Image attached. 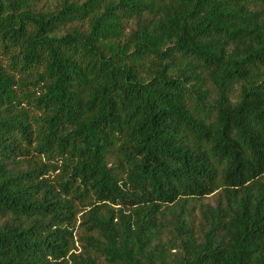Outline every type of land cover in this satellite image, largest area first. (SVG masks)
I'll return each mask as SVG.
<instances>
[{
  "label": "trees",
  "instance_id": "obj_1",
  "mask_svg": "<svg viewBox=\"0 0 264 264\" xmlns=\"http://www.w3.org/2000/svg\"><path fill=\"white\" fill-rule=\"evenodd\" d=\"M0 264H264V0H0Z\"/></svg>",
  "mask_w": 264,
  "mask_h": 264
}]
</instances>
